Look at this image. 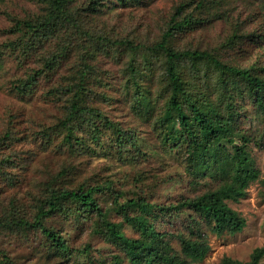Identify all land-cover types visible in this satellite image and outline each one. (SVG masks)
Segmentation results:
<instances>
[{"label":"trees","instance_id":"obj_1","mask_svg":"<svg viewBox=\"0 0 264 264\" xmlns=\"http://www.w3.org/2000/svg\"><path fill=\"white\" fill-rule=\"evenodd\" d=\"M161 1L29 0L23 14H8L0 52L23 72L11 90L39 96L54 114L26 132L16 120L23 114L8 111L0 119V189L25 191L23 200L0 199V233L25 241L43 235L50 250L70 261L74 253L63 231L46 221L76 215L96 220L98 234L115 249L111 264H191L211 247L201 235H180L176 249L172 234L155 227V210L193 211L218 236L245 229L246 219L228 202L245 198L253 182L264 187L252 157L255 147L264 149V0H163L169 6L160 9ZM240 4L250 14L245 20L234 18ZM243 44L252 53L229 58ZM106 67L116 69L121 103L162 151L180 160L192 197L153 204L143 196L150 187L141 184L140 195L124 202L125 192L109 178L79 182L77 160L95 155L94 145L107 139L112 154H133L130 163L153 159L140 150L141 129L107 116L117 97ZM246 107L261 119L259 134L241 125ZM136 175L128 178L145 181ZM107 197L112 208L103 205ZM111 210L120 221L111 219ZM263 258L264 247L249 262L224 257L219 264ZM0 264L18 263L1 254Z\"/></svg>","mask_w":264,"mask_h":264},{"label":"rangeland","instance_id":"obj_2","mask_svg":"<svg viewBox=\"0 0 264 264\" xmlns=\"http://www.w3.org/2000/svg\"><path fill=\"white\" fill-rule=\"evenodd\" d=\"M28 2L29 0L0 2V45L5 39L2 31L10 26L7 20L8 14H23L29 8ZM159 5L160 9H163L169 6V3L162 0ZM249 15V12H245L244 6L240 4L234 18L245 20L249 18ZM255 21L254 26L260 28L261 21L257 19ZM222 28L223 24H218L216 27L219 31ZM252 49V45L243 44L231 51L229 58L234 59L239 56L238 59H241L248 53L251 54ZM106 69L110 71L108 75L111 84L110 92L117 97V102L113 107L106 110L107 116L114 122H120L123 126L141 129L139 134L140 150L143 154L149 152L153 159L146 163L143 160L141 164L137 165L134 162L130 163L129 160L133 154H127L124 157L112 154L106 148L109 145L107 139V142L105 140L101 146L94 145L95 155L77 160L81 172L79 182L96 177L109 178L118 189L125 192V198L122 200L124 202L140 195L141 184L150 187L143 196L153 204L170 206L182 198L192 197L193 193L189 185L190 177L185 173L176 154L168 155L162 151L150 129L142 126L140 121L132 115L129 107L121 103L116 69L112 67H106ZM17 72L20 75L23 73L19 64L0 52V119L8 111L23 114L16 120L22 122L21 127L25 128L22 132H26L33 129L34 124H38L40 120L47 115H53L54 112L39 96L20 97L11 90V82ZM241 113L242 127L252 128L256 134H259L262 123L253 108L246 107ZM20 146H22L21 143L18 144V148ZM30 146L32 150L40 151L35 142L31 141ZM42 154L46 157L44 152ZM143 154L138 155L139 160ZM252 155L255 166L261 171V179H264V149L255 147ZM134 174L145 181L135 184V181L128 178V175L134 178ZM168 176H172L174 179L164 182ZM0 190L2 191H0L2 200L11 197L23 200L25 195L24 190H8L4 187ZM108 201V197L105 198L103 205L105 208H112ZM228 204L247 221L246 227L241 233L218 236L205 220L188 209H172L165 212L155 210L153 212V215L156 216L154 224L160 232L172 234L173 246L176 249L180 248L178 240L180 235L186 239H196L201 235L207 241L211 247L208 254L203 260L191 264H219L224 257L246 263L250 261L251 255L256 249L264 247V187L261 181L249 185L245 198L239 202L229 201ZM110 217L114 220H121L113 210L110 212ZM95 221L76 215L56 216L46 221L48 228L63 231L62 236L74 253L70 261L59 257L50 250L46 246V239L43 235H39L37 238L31 237L25 241L8 231L0 233V255L6 254L18 264H111L115 249L98 234ZM260 264H264V258Z\"/></svg>","mask_w":264,"mask_h":264}]
</instances>
